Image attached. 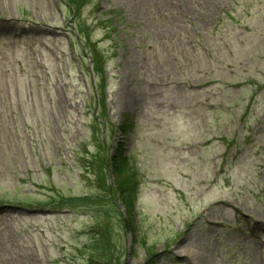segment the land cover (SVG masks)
<instances>
[{"label":"rangeland","instance_id":"obj_1","mask_svg":"<svg viewBox=\"0 0 264 264\" xmlns=\"http://www.w3.org/2000/svg\"><path fill=\"white\" fill-rule=\"evenodd\" d=\"M0 264H264V0H0Z\"/></svg>","mask_w":264,"mask_h":264},{"label":"trees","instance_id":"obj_2","mask_svg":"<svg viewBox=\"0 0 264 264\" xmlns=\"http://www.w3.org/2000/svg\"><path fill=\"white\" fill-rule=\"evenodd\" d=\"M125 127L126 126L122 125L118 128L124 135L127 132ZM106 166L115 179L112 189L116 192L118 196L117 199L127 208L128 212L131 213L133 211L132 202L135 201L138 186L136 176L131 171V163L125 156L124 145H120V147L118 146L114 149ZM131 195L133 196L132 202L130 201Z\"/></svg>","mask_w":264,"mask_h":264}]
</instances>
